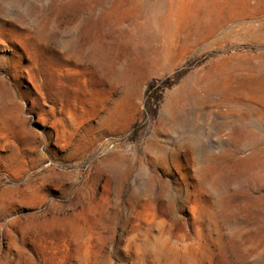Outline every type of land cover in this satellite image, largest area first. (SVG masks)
<instances>
[{"label": "rangeland", "instance_id": "374dc122", "mask_svg": "<svg viewBox=\"0 0 264 264\" xmlns=\"http://www.w3.org/2000/svg\"><path fill=\"white\" fill-rule=\"evenodd\" d=\"M0 264H264V0H0Z\"/></svg>", "mask_w": 264, "mask_h": 264}]
</instances>
